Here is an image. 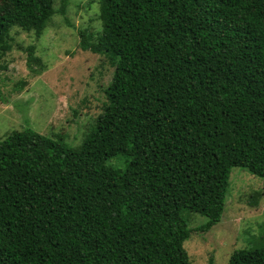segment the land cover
Instances as JSON below:
<instances>
[{
  "label": "trees",
  "instance_id": "trees-1",
  "mask_svg": "<svg viewBox=\"0 0 264 264\" xmlns=\"http://www.w3.org/2000/svg\"><path fill=\"white\" fill-rule=\"evenodd\" d=\"M53 3L0 0V58ZM97 3L78 47L112 73L88 133L0 140V264H191L182 244L220 221L230 169L264 177V0ZM227 264H264V248Z\"/></svg>",
  "mask_w": 264,
  "mask_h": 264
},
{
  "label": "rangeland",
  "instance_id": "rangeland-1",
  "mask_svg": "<svg viewBox=\"0 0 264 264\" xmlns=\"http://www.w3.org/2000/svg\"><path fill=\"white\" fill-rule=\"evenodd\" d=\"M97 2L54 0L56 12L38 38L10 29V49L0 58V140L28 127L73 148L88 133L112 73L104 57L78 47L77 31L94 34L100 27ZM204 222L188 216L192 230ZM182 246L191 264H227L233 251L264 248V177L230 169L220 221L205 233L192 231Z\"/></svg>",
  "mask_w": 264,
  "mask_h": 264
}]
</instances>
